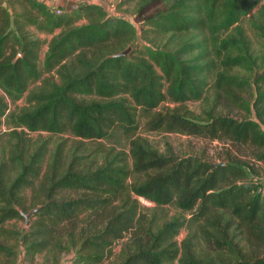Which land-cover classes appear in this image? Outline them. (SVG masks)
Returning <instances> with one entry per match:
<instances>
[{
  "label": "trees",
  "instance_id": "trees-1",
  "mask_svg": "<svg viewBox=\"0 0 264 264\" xmlns=\"http://www.w3.org/2000/svg\"><path fill=\"white\" fill-rule=\"evenodd\" d=\"M14 1L0 0V234L19 237L5 226L23 219V193L36 188L37 221L30 236H21L30 262L61 249L67 234L78 256L66 264H104L128 235L134 244L119 264H264L257 253L264 249V199L254 167L166 156L138 135L143 126L150 133L264 150L263 112L249 119L217 114L223 100L231 112H250L241 103L248 87L257 94L254 108L264 104V76L251 84L231 74L254 67L247 39L231 31L250 20L264 37V10L258 9L264 0H140L134 21L109 15L98 4L58 16L38 0H24L30 13L12 14ZM83 20L88 23L79 25ZM30 27L53 35L43 62L44 41ZM128 48V57H113ZM211 91L214 103L200 116L183 109L206 101ZM21 100L26 106L12 110ZM43 132L100 143L103 159L86 170L58 144L44 171L50 141L30 138ZM123 142L126 150H119ZM65 192L84 195L57 198ZM140 198L157 208L175 207L190 219L156 227ZM83 217L91 233L80 236L69 228ZM184 228L191 236L181 248L177 238ZM201 241L214 260L198 255ZM239 241L250 245L247 251L236 247ZM1 256L16 255L0 243V264H15Z\"/></svg>",
  "mask_w": 264,
  "mask_h": 264
},
{
  "label": "rangeland",
  "instance_id": "rangeland-1",
  "mask_svg": "<svg viewBox=\"0 0 264 264\" xmlns=\"http://www.w3.org/2000/svg\"><path fill=\"white\" fill-rule=\"evenodd\" d=\"M5 1V0H1ZM79 4L88 5V4H98L103 6L109 15L124 17L129 19L130 21H134V17L137 15V12L140 7V0H72ZM258 9L264 10V1L261 3ZM256 9L249 18H253L257 12ZM31 7L28 3L24 2V0H15L12 4L11 13L14 11L18 13H30ZM248 18V19H249ZM87 20H83L79 23V25L87 24ZM29 32L34 33L35 36L44 41V45L41 51V62L44 61L46 52L48 51V44L53 38V35H47L44 33L37 32L34 28L30 27L28 29ZM61 30L56 31V34H59ZM231 34L239 36L243 35V38L247 39L249 52L254 61V67H246V68H235L231 71L232 75L239 77L240 79H244L250 81L251 84L255 81L254 75L256 72H260L259 74L264 73V37L260 36L255 32L252 22L250 20H244L240 24V29L238 31L232 30ZM19 54L18 57H20ZM40 86V83L34 84L31 89H36ZM260 93H264V90L260 91ZM0 97H3L2 92L0 91ZM242 97V105L247 107L248 111H241V109H236L234 112L229 111L226 108V101H222V106L219 110H217V114L228 115L231 114L235 117L241 118H257V112L264 113V104L260 105L257 108H254L253 104L257 98V94L252 87H248L244 92L241 93ZM215 100V93L213 91L208 94L206 101L200 102H188L183 106V109H187L196 113V115L200 116L208 106L212 105ZM26 106L24 100L17 102L16 104H11V109L15 110L17 108H23ZM164 107H167L168 104H164ZM260 120L264 121V117H260ZM7 130V127H4ZM138 135L147 139L154 148H156L161 154L175 157H185L188 155L200 156L206 159L209 162H212L216 165H223L228 161L237 160L238 162H243L244 164L249 163L254 167L256 173L254 175V179L257 181V185L261 179L264 178V150H260L254 146H243L241 149H237V147L233 146L229 142H208L199 138H192L185 135L180 134H165V133H150L145 130L142 126L139 129ZM30 138L33 140H37L39 138L49 139L50 141V155L47 158L46 165L44 167V171L48 168L49 161L51 160V155L54 152L56 146L58 144H62L66 149L67 157L74 154L80 158L81 163L84 165V169H93L96 168L103 159V156L99 155V145L97 142H84L80 144L78 140L69 136H51L48 133H33L30 134ZM109 147V145H107ZM119 150H126V143L123 142L120 145H117ZM247 183H250L247 182ZM40 186V185H39ZM42 186V185H41ZM40 186V187H41ZM258 187V186H257ZM36 194L35 189H28L23 193L25 197V202L27 203L28 211L26 214L36 209V204H33V199ZM82 193L75 192H65L62 196H58L57 198H65L68 200L77 199L83 196ZM140 203L142 207L145 209L144 213L148 217L149 220L154 222L156 227H162L164 224L171 222L175 218H181L184 220L190 219V215L188 213H183L182 211L176 209L175 207L165 206L162 208H157L155 204L140 198ZM37 221V218L33 216L31 218V223ZM89 220H86V217H83L79 224L72 229L73 233L81 236V233L89 234L91 230L89 226H87ZM5 228L8 231H14L18 233L19 237H15V239H7L3 235L0 234V243L12 249L15 252V257L6 258V256H1L2 261H7L15 264H66L72 263L78 256V246H74L71 242V238L64 234V239L62 240L63 247L56 251H46L42 254H39L35 257L34 262H30L29 258L26 256L25 245L21 240V236H30L32 230L30 226H26V220L23 217L22 220L11 221L6 224ZM191 236V232L189 229L184 228L180 235L177 238V241L181 248H183V242H185L188 237ZM132 235L126 236L123 240L119 241L114 250L113 255L108 259L104 264H119L122 261L123 251L124 249L129 250L133 246L134 240ZM238 241V240H237ZM250 245L246 244L245 241L237 242L236 247L247 251V248ZM197 251L199 256H205L208 259L214 260L216 258V254L210 247H208L204 242L197 246ZM257 253H261L264 255V249L258 248Z\"/></svg>",
  "mask_w": 264,
  "mask_h": 264
},
{
  "label": "built area",
  "instance_id": "built-area-1",
  "mask_svg": "<svg viewBox=\"0 0 264 264\" xmlns=\"http://www.w3.org/2000/svg\"><path fill=\"white\" fill-rule=\"evenodd\" d=\"M38 1L46 5L51 12L60 16L65 13V11L67 10L66 7L68 3L71 2L72 0H38ZM258 194L264 199V178L261 179L260 182L258 183Z\"/></svg>",
  "mask_w": 264,
  "mask_h": 264
},
{
  "label": "water",
  "instance_id": "water-1",
  "mask_svg": "<svg viewBox=\"0 0 264 264\" xmlns=\"http://www.w3.org/2000/svg\"><path fill=\"white\" fill-rule=\"evenodd\" d=\"M82 6H83V4H79L75 1H71L68 3L66 9H67V11H75V10L80 9ZM131 51H132V48H128L121 53L113 55V57H128L130 55ZM261 76H264V73L258 74L255 78V81H257ZM39 209H40V207H37L36 209L32 210L28 214H26L22 210H20L22 217H24L26 220V226L29 227L31 225V218L34 216V214H36L39 211Z\"/></svg>",
  "mask_w": 264,
  "mask_h": 264
}]
</instances>
